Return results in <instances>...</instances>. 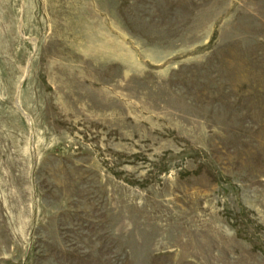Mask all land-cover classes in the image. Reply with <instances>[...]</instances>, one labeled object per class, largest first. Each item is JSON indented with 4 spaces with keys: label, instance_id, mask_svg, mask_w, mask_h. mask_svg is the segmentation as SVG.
<instances>
[{
    "label": "rangeland",
    "instance_id": "rangeland-1",
    "mask_svg": "<svg viewBox=\"0 0 264 264\" xmlns=\"http://www.w3.org/2000/svg\"><path fill=\"white\" fill-rule=\"evenodd\" d=\"M0 264H264V0H0Z\"/></svg>",
    "mask_w": 264,
    "mask_h": 264
}]
</instances>
